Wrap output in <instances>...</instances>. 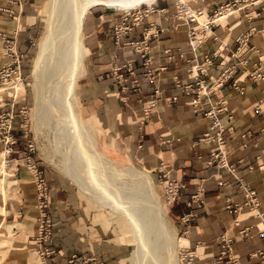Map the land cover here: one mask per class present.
Wrapping results in <instances>:
<instances>
[{"label": "crops", "instance_id": "1", "mask_svg": "<svg viewBox=\"0 0 264 264\" xmlns=\"http://www.w3.org/2000/svg\"><path fill=\"white\" fill-rule=\"evenodd\" d=\"M41 1L9 5L0 0V69L12 61L6 49L9 39L24 73L35 33L33 10ZM185 1L191 10L201 12L200 17L210 18L232 0ZM147 5L148 13L140 21L133 22L129 16L130 31L118 39L115 28L122 25L124 11L114 13L95 5L83 13L73 66L78 92L76 95L74 87V104L78 96L81 118L97 121L98 148L107 156L135 160L156 176L164 170L185 183L179 199L166 205L181 234L174 237V247L184 253V264H226V257L221 256L222 235L230 239L227 253L240 264H264V4L256 3L212 23L194 51L188 44V32L201 30L198 21L179 19L176 0H155ZM41 8L45 15L47 5ZM246 11L252 18H246ZM16 13H21L18 23L13 21ZM146 33L150 34L153 79L146 76L140 56L125 43L141 40ZM128 63L134 76L123 68ZM159 65L165 69L159 70ZM193 65L204 69L203 74L191 72ZM120 73L127 82L137 80L140 87L121 91ZM174 77L181 85L195 86L202 80L206 93L195 89L200 94H186L176 87ZM151 101L153 106L146 111ZM21 102L15 96L0 105V113L13 115L10 143H4L0 135V160L6 165L0 179V264H68L74 253L92 259V264H125L123 247L103 241L106 230L101 228L100 213L28 151L27 133L18 118L22 116ZM211 107L223 127V144L201 140L211 131L212 120L205 115ZM219 148L231 170L213 158ZM26 157L49 189L53 237L47 246L54 253L44 258L37 255L33 240L37 235L36 191ZM245 186L255 191L256 208L244 205ZM90 196L119 212L110 199ZM189 213V220L182 221Z\"/></svg>", "mask_w": 264, "mask_h": 264}, {"label": "bare ground", "instance_id": "2", "mask_svg": "<svg viewBox=\"0 0 264 264\" xmlns=\"http://www.w3.org/2000/svg\"><path fill=\"white\" fill-rule=\"evenodd\" d=\"M153 1L155 0H49L48 12L46 16L47 35L39 44L33 72V87L36 92L35 94L37 95L36 108L38 116H40V119H45L46 114H51L55 118L57 129L60 135L62 134V139L65 140V143H67L74 154H76L80 160H83V163L78 160L83 166H79L80 169L77 170V174L76 169L73 168L74 166L76 167V165L73 166L71 162H66L67 173L70 174L74 180H77L79 183L77 184L80 185L81 189H84V191L87 190L89 192L106 194L111 196L112 199L124 204L125 212L127 214L129 224L134 231L136 240V246L132 250L131 254V264H145L147 255L156 257V249L151 247L149 249L147 247V245L149 246L152 241L155 242L156 247L164 246L166 250L170 252L173 247L174 239L172 238L170 231L164 225L162 216L164 214V210L159 202V196L154 189L153 180L148 173L144 172V178H141L130 168L127 169L126 172L118 170L111 171L119 176H129L132 180L139 184V192L143 195V197H141L140 200L134 199V201L129 197V199H126L127 196L124 197L117 193L115 190L116 188L113 186V180L111 181L112 183H110L109 179H104L108 170L107 164H104L101 161L98 163L96 159L94 160L92 157H89L79 143L76 142L74 136H84V134L89 132V128L86 123L77 120L74 113L73 104L76 100L74 87L76 79L74 76L73 66L80 47V29L82 26L81 18L82 15H84L83 13L88 8L100 5L108 8L128 10L139 6L142 3L150 4ZM176 3L179 6L181 4L180 13H182V15L192 16L202 25L210 22L209 17L206 18V22H200L197 17H200L202 14L191 10L185 0H176ZM21 13H16L14 15L13 21L15 23L20 22ZM228 16L229 15H227L225 11H222L221 14H217L213 18V22H221ZM55 39L58 42L63 40L65 41L64 43H68L66 48L63 49L65 52H63L62 57V60H64L66 56V61L64 60L63 62H66L65 65L67 66V69L65 71L61 70L62 72H59V68L57 67L55 71L54 69H50L48 71V77L50 79H46V86L44 87V83L41 80L42 68L43 65H45L44 62L46 63V61L48 62L50 59ZM14 70L15 69L11 72V81H8L9 79L5 80L2 83L4 85H0V96L1 92L15 94L19 90L21 77L16 75L12 76V73L15 74ZM94 164L98 166V169L100 168V172H96L98 169L96 171L92 170V166H96ZM5 168V162L2 160L0 162L1 179L4 178ZM111 184H113L112 189H110ZM1 188L2 185L0 183V189ZM136 201L138 204L135 203ZM147 212L151 214V224H147L145 220ZM155 229L158 231L157 238H155L154 234ZM165 264L173 263L169 259L165 258Z\"/></svg>", "mask_w": 264, "mask_h": 264}, {"label": "rangeland", "instance_id": "3", "mask_svg": "<svg viewBox=\"0 0 264 264\" xmlns=\"http://www.w3.org/2000/svg\"><path fill=\"white\" fill-rule=\"evenodd\" d=\"M43 4L47 5V11L45 15L41 11L42 9L41 7ZM48 5H49V0H44V1H41V4L38 7H35L33 10V14L35 16L33 20L35 21V27H34L35 33L34 35H32L33 39L30 44L29 51L26 54V57H27L26 66H25L26 69L24 70L23 74H22V70L19 74L12 73V76L14 75L21 76V83H20L19 90L15 94L1 92L0 105L4 104L8 97L16 96L17 99H21L22 101L21 102V105H22L21 115L22 116L18 118L20 119V122L24 125L23 129L27 133L26 134L27 139L30 140L35 146L32 153H34L35 155H37V157L42 159L46 163V165L49 168H51L58 177H61L62 179H65L68 183H70L74 187V189L78 191L79 195L85 200V202L90 204L96 211L100 213L101 228L106 230L105 236H104L105 238L103 241L113 243L117 247L119 246L123 247L122 262H125V264H131L130 263L131 254H132V250L136 246V240H135L134 231L129 224V220L125 212L124 204L118 202L115 199H112L111 196L106 195V194H102V193L99 194V193L89 192L85 190L86 193L87 192L89 193V194H86L84 193V191H82L84 189L82 190L80 189L81 188L80 185L78 187V185L76 184L78 183L77 180L76 179L74 180V178L70 174L67 173L68 171H67L66 162H71L73 166L76 165V167L74 166L73 168L76 169V174H77L78 173L77 170L80 169L79 166L80 167L83 166L82 165L83 160H80V158H78V156H76V154H74V152L69 148L67 143H65V140L62 139L63 137H62V134L60 135V133L58 132L55 118L51 114L50 115L46 114L45 119H40V116H38L37 114V108H36L37 95L35 94L36 92L33 87L34 86L33 72H34L35 59L38 54L39 44L43 41V39L47 35V28H46L47 17L46 16L48 12ZM176 8H177V4H176ZM105 9L108 11L114 12V13L125 11L119 8L105 7ZM87 10L86 12H88ZM176 13H177V9H176ZM177 15L182 18L187 17V16L182 15V13L180 12H178ZM197 19L202 23L207 21V19L204 17H197ZM64 42L65 41L63 40H60V42H58L55 39L54 47L52 49V54L50 55V59L48 62L47 61L46 63L44 62L45 65H43L42 77H41V80L44 83V87L46 86V79H50L48 77L49 75L48 71L50 69H54L55 71L57 67L59 68L58 69L59 72L65 71L67 69V66L65 65L66 62H63L64 60L66 61V56L64 60H62L63 52H65L63 51V49L66 48V46L68 45L67 42L66 43ZM1 54H3V51L0 53V55ZM8 81H11V79H9ZM0 85L3 86L4 84L0 82ZM76 92H77V82L75 85V93ZM76 95H78V92L76 93ZM78 106H79V100L77 96V102L73 105L74 112L76 114L77 120L85 122L87 124L89 128V132L84 134V136L75 135L74 138L76 142L79 143V145L83 148L84 152L88 154L89 157H92V159L94 160L96 159L98 163H100L101 161L104 164H107L108 170L106 172V177H104V179H109L110 183L113 182L114 185L111 184L110 189H112L114 186L116 188L115 190L117 191L119 195L124 196V197L127 196L126 199L132 198L133 201L134 199L140 200V198L143 197V195H141L139 192L140 190L139 184L136 183L134 180H132L129 176H119L116 173H113L111 171L118 170V171L126 172L127 169L130 168L134 170L137 173V175L141 178H144L143 173L147 172L154 182V189L159 196V202L163 207V210H164L163 212H165V214L162 215L165 227L170 231L173 239L174 237L175 238L181 237V234L177 232L176 223H174V221L170 218V215L168 214L166 205L164 203L163 183H162L163 179L161 177V174L159 173V176H156L155 173L152 171V169L147 170L146 168L139 166L138 162L135 160L129 161L128 158L126 159L120 158L118 160H115L107 156L102 150L98 148V145H99L98 136L100 134V128L98 127L97 121L94 120V118H90V119L81 118V116L79 115ZM2 113L4 112L0 113V118H1ZM35 114H36V117H35ZM3 152L5 153V151ZM3 157L4 155L2 156V158ZM78 160L81 161L82 163L79 162ZM1 161L2 160H0V162ZM97 167H98L97 165L92 166V170L96 171L98 169ZM96 172H100V168ZM0 179H1V174H0ZM90 195H101V196H104L110 199L111 201L117 204V205H111V206H114L115 208H117L120 213L119 212L117 213L111 210L108 207L109 205H104L101 202L100 203L96 202L94 197ZM135 203L138 204L137 201ZM150 216L151 214L147 212V215L145 217L147 224H151L152 219ZM164 219L166 220V222L164 221ZM154 234H155V238H157L158 237L157 229H155ZM147 247L149 249L150 247L153 249L154 248L156 249V252H155L156 257L155 256L151 257L147 255L145 264H165V258L169 259L173 264H184L185 263V258L183 256L184 253L182 252L180 248L178 250H175L174 240H173V247L170 252L167 251L164 246L156 247L154 241H152L149 246L147 245Z\"/></svg>", "mask_w": 264, "mask_h": 264}, {"label": "built area", "instance_id": "4", "mask_svg": "<svg viewBox=\"0 0 264 264\" xmlns=\"http://www.w3.org/2000/svg\"><path fill=\"white\" fill-rule=\"evenodd\" d=\"M5 2L9 5H21V0H5ZM256 3H263L264 0H232L231 2H228L224 5H222L219 9H217L212 17H210V22L208 24H200L201 30H190L188 32V44L191 47V49L194 51V49L198 46V44L201 42L203 36V33L210 29V26L212 25L213 18L217 14H221L222 11H225L227 15H231L239 10H248V7L251 5H255ZM177 4V3H176ZM181 4L180 6L177 4V13L180 12ZM264 8V7H263ZM4 10L8 11V13H11L12 11L4 8ZM132 13V16L130 14ZM199 14L200 11H197ZM250 11L245 12L246 18L250 19L252 18V15H248ZM148 13V5L147 4H140L139 6H136L132 9L125 10L123 12L122 17V25L119 28H115V34L116 38L123 34L130 31V25L127 23L129 16L132 17L131 21L138 22L141 20L142 17L146 16ZM178 16V15H177ZM179 19L182 17L178 16ZM186 20L193 22L196 21L192 16H187ZM150 27H153L152 24H150ZM199 33V35H198ZM149 33H146L144 37L141 40H132L128 39L126 40V44L133 47L134 51L140 56L142 59V66L145 69V74L149 79H153L154 75L152 74V68H151V58L149 57ZM6 49L9 52V55L12 57L11 63L8 65L2 67L0 69V82L3 83L5 80L10 79L11 72H13V69L15 73H20L19 68V60L20 56L17 54L15 49L14 42L10 41L9 39L6 40ZM196 65H193L191 67V72L195 71L196 76H199L203 74L204 69H198L195 67ZM124 69H126L127 73L134 76V69L130 66V64H126L123 66ZM159 70L165 69V66L159 65ZM20 76V75H19ZM21 77V76H20ZM117 79L121 83V91L126 90L128 88H139L140 85L137 83V80L133 79L130 82H127L126 78L123 77V74H117ZM175 85L178 88H181L183 92L186 94L189 93H196V95L200 93H206V86H203V81H198L195 86H192L191 84L188 85H181L180 81L174 77ZM195 89H198V92H195ZM154 93H158L157 90L154 91ZM175 100V97L172 98ZM153 106V102L151 101L149 105L147 106L146 111H149V109ZM216 109L211 107L210 110H208L205 115L208 116L212 120L211 125V131L206 133L201 140L205 142H216L218 144H223V138H222V132L223 127L220 125L219 119L216 116L215 113ZM5 116V117H4ZM13 118V115L11 112H4L1 114L0 118V135L4 138V143H10L8 136L10 135L12 124L11 119ZM35 146L34 144L29 140L27 142V149L29 152H33ZM213 158L218 159V164H220L222 167H226L229 170L232 169L231 165L227 163L225 152L219 148L217 153L212 154ZM26 162L28 164V168L31 170L34 176V184H35V191H36V202L35 207L37 209V235L34 237V243L36 245V253L40 258L48 257L54 253V250L49 249L47 246V243L52 240L53 237V221L52 217L48 211V197H49V189L46 184L45 178L41 175L39 170L37 169L36 165L34 163H31V160L29 157H26ZM159 173L161 174V177L163 179V199L165 205L173 203L175 200L179 199V192L182 188H184L185 183L182 182L179 179L173 178L167 174V172H164V170H160ZM245 192V202L244 205H250L253 208H256L258 206L256 193L253 189L248 188L247 186L244 187ZM192 201H195V197L192 196ZM199 201V200H198ZM200 202V201H199ZM189 204V203H188ZM236 209H240V206H237ZM191 214L184 215L182 217V221L186 222L189 220V217ZM230 242V239L226 237V235H223L220 239V243L223 247V250L221 252V256H225L226 258V264H240L238 260L232 256H229L227 251H229L228 243ZM68 264H92V259L81 257L79 254H72L68 259Z\"/></svg>", "mask_w": 264, "mask_h": 264}]
</instances>
